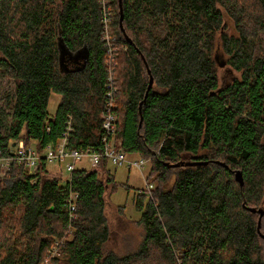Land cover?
<instances>
[{
    "label": "trees",
    "instance_id": "1",
    "mask_svg": "<svg viewBox=\"0 0 264 264\" xmlns=\"http://www.w3.org/2000/svg\"><path fill=\"white\" fill-rule=\"evenodd\" d=\"M121 6L125 34L118 0H0V77L12 81L0 149L6 156L22 141L41 151L71 118L69 147L100 150L112 98L119 147L151 162V196L132 200L142 241L123 255L106 249L105 197L116 183L105 161L75 169L68 182L49 174L44 159L33 173L12 162L0 178V264H264V0ZM217 42L240 73L224 86ZM51 93L59 101L48 115ZM198 160L207 164L165 165ZM248 207L263 210L259 232Z\"/></svg>",
    "mask_w": 264,
    "mask_h": 264
},
{
    "label": "rangeland",
    "instance_id": "2",
    "mask_svg": "<svg viewBox=\"0 0 264 264\" xmlns=\"http://www.w3.org/2000/svg\"><path fill=\"white\" fill-rule=\"evenodd\" d=\"M109 9H111L110 5ZM225 23L227 25V33L230 34L236 32L234 23L230 18L225 17ZM213 57L216 62L219 86H224L235 77H239L240 73L234 70L230 64H227L229 57L228 54L223 51L220 42L216 43V49H214ZM11 87V80L6 77H0V110L4 107L5 113H7V110L9 109L8 106H5V102L9 96ZM58 101L59 95L51 93L47 104L48 115H52L55 112ZM9 120L10 119L8 117V121ZM31 143L33 147H36L34 142ZM41 152H43V150H41ZM134 158H138V156L135 154H127V159L131 160ZM65 161L60 163L59 169L55 168L54 164L51 163L46 165L48 173L60 176L61 182H63L67 177V171L64 167ZM75 166L77 169L92 168L89 163L85 162L83 159L76 162ZM150 168L151 162L148 160L142 168V171H139L134 167L128 168L125 165L115 166L111 163H108L107 165V169L114 177L116 187L105 197V214L111 230V236L106 243V249L112 250L118 255L136 251L142 241L144 229L142 224H140L137 220L140 213L134 209L132 200L133 196L139 189L145 188L146 182H152L151 177H148ZM5 176L6 174H1L0 178H4ZM172 180L173 178L170 179V184L172 183Z\"/></svg>",
    "mask_w": 264,
    "mask_h": 264
},
{
    "label": "built area",
    "instance_id": "3",
    "mask_svg": "<svg viewBox=\"0 0 264 264\" xmlns=\"http://www.w3.org/2000/svg\"><path fill=\"white\" fill-rule=\"evenodd\" d=\"M108 23V22H107ZM105 24V39L112 41L113 37L108 35V25ZM110 54L107 56L106 65L110 70H113V48L110 50ZM111 77L109 81H111ZM108 96L111 97V92H108ZM115 101L111 98L106 103V110L102 114V128L104 133L102 134V147L100 150L93 148L87 149H73L69 147L68 140L71 128V118L66 122V126L62 131L61 136L55 143H48L43 148V152L38 151L36 147L32 146V143L25 145L22 141H18L14 146L10 147V153L3 155L0 149V175L6 174L10 170L12 162L22 164L28 173H33L37 170L41 159L46 162L54 164L55 168H60V163L65 161L64 167L67 171V177L64 181H69L71 173L77 169L75 164L80 160L88 162L92 167L91 169H97L101 162L105 161L106 164L111 163L115 166L125 165L128 168L134 167L139 171L145 166L147 159L138 157L134 159H127V154L119 147V141L116 139L117 133V120L112 108L115 106ZM48 128V127H47ZM56 175V174H53ZM58 176V175H57ZM60 177V176H59ZM146 178V177H145ZM154 188L153 182H146L144 189H139L137 193L151 196V190ZM76 193L70 192L69 202L70 210L74 209V200L76 199ZM59 241L55 240L53 245L47 250L49 255L56 253V247Z\"/></svg>",
    "mask_w": 264,
    "mask_h": 264
},
{
    "label": "water",
    "instance_id": "4",
    "mask_svg": "<svg viewBox=\"0 0 264 264\" xmlns=\"http://www.w3.org/2000/svg\"><path fill=\"white\" fill-rule=\"evenodd\" d=\"M118 4H119V14H120L119 15V26H120L122 32L124 33V29H123V26H122L123 12H122L121 0H118ZM125 38H126V40L130 41V39L127 36ZM144 62H145V60H144ZM145 65L147 67V63L146 62H145ZM147 72H149V69H147ZM152 82H153V78H152L151 75H149V80H148V84H147V87H146V91H145L143 100L145 99L148 90L151 88ZM141 103H142V101L139 103V106H138L139 112H140V109H141ZM141 119H142V117H140L139 126L141 125ZM14 145H15V142L11 144V146H14ZM215 162L218 163V164L225 165V163H223L221 161H218V160H216ZM180 164H183V165H205V164H207V161L198 160V161H186V162L171 163V164L165 163V165L171 166V167H177ZM233 173H234L235 181H237L239 183V185L242 186L243 185L242 172L240 170L236 169V170L233 171ZM247 209L249 211H251V212L258 213L257 231L259 232V226H260L261 217L263 215V210L261 208H255V207H248ZM261 236L264 237V234H261Z\"/></svg>",
    "mask_w": 264,
    "mask_h": 264
}]
</instances>
